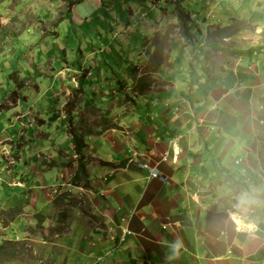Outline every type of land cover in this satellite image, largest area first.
<instances>
[{
    "label": "crops",
    "instance_id": "0c3cea01",
    "mask_svg": "<svg viewBox=\"0 0 264 264\" xmlns=\"http://www.w3.org/2000/svg\"><path fill=\"white\" fill-rule=\"evenodd\" d=\"M161 1L148 16L165 30L161 47L169 53L155 78L170 84L134 88L138 97L132 89L136 103L121 101L113 112L120 127L87 136L89 186L73 182L75 150L68 155L72 168L55 167L68 173L65 191L88 198L93 215L82 209L64 220L65 263L264 264V0L237 8L220 0L226 21L246 19L250 30H228L221 43L205 39L210 31L200 24L194 45L180 34L168 43L164 32L177 18ZM193 16L199 23L206 12ZM150 46L156 53L145 42L146 57ZM119 83L124 100L129 84ZM96 85L88 93L103 90ZM142 164L160 175L150 177ZM77 223L83 233L74 236ZM92 255L98 262H89Z\"/></svg>",
    "mask_w": 264,
    "mask_h": 264
},
{
    "label": "rangeland",
    "instance_id": "374dc122",
    "mask_svg": "<svg viewBox=\"0 0 264 264\" xmlns=\"http://www.w3.org/2000/svg\"><path fill=\"white\" fill-rule=\"evenodd\" d=\"M70 1L0 0V104L4 109H0V245L7 247L0 253V264H66L69 230L64 220L82 209L92 215L89 199L66 192L68 173L55 169L57 163L67 169L73 164L68 159L74 151L69 122L59 118L66 116V103L77 102L74 125L79 126L82 118L97 131L95 126L105 120L118 124L113 112L121 101L136 103L130 94L142 81L156 90L170 84L155 78L164 55H169L161 47L165 30H158L161 27L148 16L160 1L83 0L69 12ZM173 1L161 2L167 7L164 10L176 15ZM187 2L193 11L206 12L198 24L210 31L205 39L224 43L228 30L251 28L246 19L226 21L220 0ZM249 2L230 0L229 5L237 8ZM157 14L162 15L160 7ZM177 21L164 32L169 44L182 36ZM145 42L155 44L156 53L149 54L151 45L146 57ZM140 53L152 60L145 62ZM112 68L118 77H113ZM82 77L87 89L76 92ZM118 78L129 84L124 100H119ZM96 82L103 90L88 93V88L97 87ZM86 94H93L94 105L86 104ZM12 116L17 117L14 126L9 122ZM72 227L74 236L83 233L81 224ZM92 256L89 262H98L97 255Z\"/></svg>",
    "mask_w": 264,
    "mask_h": 264
},
{
    "label": "trees",
    "instance_id": "16d2710c",
    "mask_svg": "<svg viewBox=\"0 0 264 264\" xmlns=\"http://www.w3.org/2000/svg\"><path fill=\"white\" fill-rule=\"evenodd\" d=\"M155 2L161 1V0H153ZM83 2V0H73L69 2L68 6V11L71 12L73 6L76 4H79ZM174 5V13L176 14L179 22H180V28H181V34L182 37L185 39V42L187 45L192 44L194 45L198 40V34L201 32V27L198 25L199 23L197 22V19L193 16V11L192 8L189 7V4L187 0H174L173 1ZM164 9H167V7H164ZM65 19H69V17H66ZM91 72V71H90ZM123 85L125 84V80H120ZM79 89L76 90V92H81L82 90L85 89V81L84 78L82 77L79 80ZM149 84L146 82H141L138 86V90L141 91H146L148 88ZM119 91L123 92L122 86L118 88ZM87 97H89L86 100V104L88 106L94 105L92 101H95L94 96H89L86 94ZM76 101H68L64 107V111L66 113V118L69 122V134L72 136L73 141H74V150L75 153L77 154V161H78V168L77 171L74 175V183L75 184H81L83 183L84 186H89L90 184V179L89 175L87 172V166L85 162V149L87 146L86 143V138L87 136L90 135H95L101 132H104L106 130L112 129V128H119L120 126L114 122H111L110 120H105L102 123H99L95 127H98L99 130L94 131L91 125L86 124V122L81 118L79 121V126H76L73 124L75 115H74V110L76 109ZM3 105L0 104V109L3 108ZM107 118H109V113H107ZM56 118V117H55ZM102 128V129H100ZM6 244H1L0 245V253L3 254L6 250ZM15 254H7L5 257L13 258Z\"/></svg>",
    "mask_w": 264,
    "mask_h": 264
},
{
    "label": "built area",
    "instance_id": "2783aa9c",
    "mask_svg": "<svg viewBox=\"0 0 264 264\" xmlns=\"http://www.w3.org/2000/svg\"><path fill=\"white\" fill-rule=\"evenodd\" d=\"M142 166L148 170L150 177H158L160 175V172L157 168L150 167L148 164H142Z\"/></svg>",
    "mask_w": 264,
    "mask_h": 264
},
{
    "label": "bare ground",
    "instance_id": "6f19581e",
    "mask_svg": "<svg viewBox=\"0 0 264 264\" xmlns=\"http://www.w3.org/2000/svg\"><path fill=\"white\" fill-rule=\"evenodd\" d=\"M233 216H237V214H233ZM237 223L241 224V222L239 221V219H237Z\"/></svg>",
    "mask_w": 264,
    "mask_h": 264
}]
</instances>
